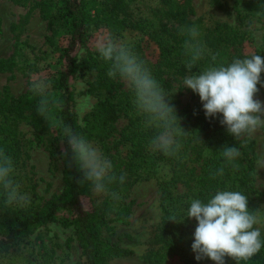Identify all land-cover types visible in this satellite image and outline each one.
<instances>
[{
    "label": "trees",
    "instance_id": "16d2710c",
    "mask_svg": "<svg viewBox=\"0 0 264 264\" xmlns=\"http://www.w3.org/2000/svg\"><path fill=\"white\" fill-rule=\"evenodd\" d=\"M51 1L56 2L55 5H60L59 8L64 12L68 20L69 34L65 45L56 48L60 70L53 80L52 91L48 95L60 101L61 107L58 111L57 109L53 111H57V118L71 125L77 133L100 145L107 153L115 149L110 144L109 138L116 132L114 124L118 117L124 116L128 119V124L120 133L119 139V144L128 146L127 158L117 161L115 157L109 156L115 169L113 174L117 177L116 185L128 191L138 179H147L155 175L158 162H170L174 160V157L165 156L156 150L152 153L148 152L149 141L156 135L157 130L145 127L144 116L137 111L133 103V92L125 91L118 77L110 78L107 75L109 64L99 58L97 51L89 52L84 61L78 62L77 52L90 43L93 27L104 26L113 35L126 30L137 31L140 35L139 46L142 42L152 44L155 54L152 62L146 55L141 53L136 55L166 93L171 88L169 79L172 76L183 77L187 73L185 62L189 54L184 48V43L188 36L181 29L197 27L200 32L199 39L213 54H217L218 63H229L233 58H246L247 55L243 49L247 40L233 28L217 25L205 29L189 20V17L194 14L190 6L192 0ZM241 1L243 0H234L235 9ZM256 2L264 6V0H256ZM36 4L40 5L44 16L49 18L48 29L52 30L53 20L56 19L57 14L50 10L53 4L49 3V0H42L41 3ZM209 63H211L210 57L206 56L192 71L198 72ZM77 73H81V76L86 78L87 83L98 96V102L86 117L84 127L77 122L69 110L74 97L70 81ZM5 94L0 98V115L2 116L0 148L12 158V161H16L19 148L17 142L7 135L10 130L9 120L11 116L22 115L26 111L37 115L40 97L25 98L15 102L8 98V93ZM167 102L176 110L180 126L186 132L193 134V137L198 133L203 136L199 145L193 143L191 134L188 137L178 138L182 145L178 153L179 157H186L192 152L191 155H194V158L188 159L192 164L200 162V173L197 178L195 177L192 199L173 191L172 184L177 182L176 176L173 175L169 180L160 182L163 216L156 241L163 246L164 251L155 253L153 259L161 264H166L171 259L178 261L177 264H214L207 259L196 261L191 250L196 221L186 218L185 210L190 206L191 200L200 198L206 201L217 190L240 191L248 197L250 209L258 208L260 200L253 192V176L248 161L252 151L250 147L244 146L226 132L219 123L222 117L206 119L199 96L193 114L188 113L186 107L179 109L176 99L169 98ZM212 119H215L214 122L210 121ZM212 145L214 149L205 153L206 148L210 149ZM224 145L237 147L241 151V156L231 164L225 163L218 152ZM62 146V151L67 148L66 141ZM60 158L63 182L61 192L40 207L23 204L13 212L11 211L10 215H8L10 212L5 213L0 218L1 234H3L0 236V252L8 249L16 239L30 234L38 227L55 222L57 210L63 209L69 213L85 264H107L109 259L131 256L130 250L123 249L118 244L103 243L100 227L103 222L102 216L93 207L88 211L82 207V201L89 198L91 185L87 183L78 185L77 181L81 175L79 170L75 166L69 167L62 155ZM180 162V159L174 161L179 168L186 169L189 175L195 176L196 167L185 168V160ZM221 167L224 168V175H217L215 179H211L210 174ZM121 174L127 179H133L129 184L126 181L121 184L119 183ZM132 202L131 200L127 203V207L117 211V216H121L123 221L129 219L131 210L128 206ZM123 204L125 203L121 205ZM261 238L264 239V230H262ZM103 246L106 247L103 248ZM225 260L226 264H235L231 258L226 257ZM241 264H264V247L249 261H242Z\"/></svg>",
    "mask_w": 264,
    "mask_h": 264
},
{
    "label": "rangeland",
    "instance_id": "374dc122",
    "mask_svg": "<svg viewBox=\"0 0 264 264\" xmlns=\"http://www.w3.org/2000/svg\"><path fill=\"white\" fill-rule=\"evenodd\" d=\"M37 2L41 3L42 0H0V98L6 95L5 93H8V98L15 102L25 98H38L39 96L32 91L35 78L45 79L51 85L48 94L52 91L53 80L60 70L56 48L63 47L69 37L68 20L59 8L60 5H55L56 2L49 0V3L53 4L50 10L57 13L56 19L53 20V28L49 30V18L44 16ZM233 4L234 0H192L190 6L194 14L189 20L205 29L217 25L233 28L247 40L243 49L246 58L253 54L264 55V6L258 4L256 0H243L237 9ZM91 35L92 39L87 47L77 52L78 62L84 61L89 52L96 51V41L102 35H111L129 46L135 54L146 55L151 62L155 57L152 44L142 42L139 46L140 35L137 31L126 30L113 35L104 26H97L93 27ZM195 73L197 72L192 71L185 76ZM185 76H172L169 79L171 88L167 94L178 101L179 109L186 107L187 112L193 114L198 95L190 89H183ZM261 79L264 80V73ZM119 80L123 83L125 91L131 90L127 82L120 78ZM70 83L74 97L69 110L77 122L84 127L86 117L98 102V96L81 73H77ZM257 87L259 92L254 99L264 102V88H260L259 85ZM84 96L91 97L92 106L80 113L76 110V105L78 99ZM57 111L52 113L56 118ZM214 120L210 121L214 122ZM127 124L126 117H118L114 124L116 132L109 138L110 144L115 149L110 152H105L100 145L91 142L109 160H111L109 156L115 157L117 161L125 160L128 146L119 144V139L120 133ZM8 126L10 130L7 135L17 142L19 148L16 161H13V178L20 185V192L27 197V202L24 204L40 207L50 198L58 195L63 188L61 138L50 130L48 122L43 117L39 114L34 115L31 111L11 116ZM198 134L194 137L191 134V137L193 143L199 145V139L202 140L203 136ZM238 141L251 148L252 153L248 161L253 176V192L262 206L264 205V128L259 129L251 137ZM208 149L206 148L205 153H208ZM213 149L212 145L209 150ZM154 151L151 146L148 148L149 153ZM191 154L181 158L178 155L170 162H158L155 175L147 179H138L128 191L117 186L116 182L110 184L109 191L116 192L120 196L118 201L113 200L110 195H97L91 187L89 198L82 201V207L86 211L93 207L102 216L101 240L103 243L118 244L119 247L132 252L131 256L109 259L107 264L158 263L154 261L153 255L164 251L163 246L156 241L163 216L160 182L169 180L173 175L176 176L177 182L172 184L173 191L192 199L195 179L200 173V162L192 164L189 159H193L194 155ZM178 159L181 162L185 160V168L196 167L195 176L189 175L186 169L175 165L174 161ZM120 170L122 171L123 167ZM112 172H115L114 166ZM131 179L125 178L126 183L129 184ZM131 200L133 202L128 206L131 214L128 220L123 221L121 216H117V211L127 207V203ZM122 203L125 204L121 205ZM18 206H5L3 192L0 190V218L8 212L10 215ZM1 233L0 226V236L3 235ZM5 256L8 264H85L69 213L63 209L57 210L55 222L38 227L30 234L16 239L8 249L0 252V258ZM177 263L178 261L171 259L166 264Z\"/></svg>",
    "mask_w": 264,
    "mask_h": 264
},
{
    "label": "clouds",
    "instance_id": "9594fccd",
    "mask_svg": "<svg viewBox=\"0 0 264 264\" xmlns=\"http://www.w3.org/2000/svg\"><path fill=\"white\" fill-rule=\"evenodd\" d=\"M181 31L188 36L184 43L189 54L185 62L187 73H191L206 56L211 60L202 70L183 78V89H190L199 96L206 119L222 117L220 125L235 140L251 137L264 128V102L254 99L259 92L257 86L264 88V80L261 79L264 55L253 54L248 58H233L229 63H218L217 54H213L199 39L197 27ZM95 48L99 58L109 64L107 75L118 77L130 86L133 103L144 116L145 127L157 130L149 141L151 148L165 156H177L182 147L178 138L188 137L191 133L180 126L176 110L167 102L170 95L123 42L111 35H102ZM50 87L43 78L33 80L32 91L40 97L37 113L48 122L50 130L60 136L61 144L66 141L67 148L61 155L69 167L75 166L79 170L78 185L90 184L97 195H110L118 201L119 194L109 191V185L117 180L111 160L87 137L53 116V109H59L61 103L48 95ZM91 106V97L84 96L78 99L76 110L83 113ZM218 152L227 164L241 156V151L235 146L224 145ZM13 173L12 158L0 148V190L5 206L27 202ZM217 175H224L223 167L212 172L210 178L215 179ZM124 181L125 176L121 174L119 183ZM185 211L186 218L196 221L191 250L198 262L207 259L214 264H226L225 258L228 257L235 264H241L264 247V239L261 238L264 205L250 209L248 197L240 191L217 190L206 201L200 198L191 200ZM171 221L175 222L174 219ZM0 264H8L6 256L0 258Z\"/></svg>",
    "mask_w": 264,
    "mask_h": 264
}]
</instances>
